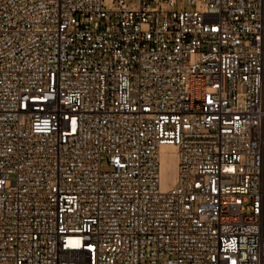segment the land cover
<instances>
[{
  "label": "built area",
  "instance_id": "built-area-1",
  "mask_svg": "<svg viewBox=\"0 0 264 264\" xmlns=\"http://www.w3.org/2000/svg\"><path fill=\"white\" fill-rule=\"evenodd\" d=\"M0 264H264V0H0Z\"/></svg>",
  "mask_w": 264,
  "mask_h": 264
},
{
  "label": "rangeland",
  "instance_id": "rangeland-1",
  "mask_svg": "<svg viewBox=\"0 0 264 264\" xmlns=\"http://www.w3.org/2000/svg\"><path fill=\"white\" fill-rule=\"evenodd\" d=\"M110 1L112 0H104V5H107V3ZM161 152L162 186L167 187L170 185V182L174 177L175 149L170 145H164L161 147ZM99 166L102 171L109 170V167L104 158L100 160Z\"/></svg>",
  "mask_w": 264,
  "mask_h": 264
},
{
  "label": "bare ground",
  "instance_id": "bare-ground-1",
  "mask_svg": "<svg viewBox=\"0 0 264 264\" xmlns=\"http://www.w3.org/2000/svg\"><path fill=\"white\" fill-rule=\"evenodd\" d=\"M170 146H172L174 149H175V147L173 146V145H170ZM175 165H176V159H175ZM175 172H176V168L174 167V177L172 178V180H171V182H170V185H172L173 184V182H174V178H175ZM161 175H162V165H161ZM161 185H162V179H161ZM169 185V186H170ZM163 187V186H162ZM168 187V186H167ZM163 188H166L165 186L163 187Z\"/></svg>",
  "mask_w": 264,
  "mask_h": 264
}]
</instances>
